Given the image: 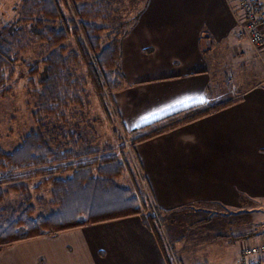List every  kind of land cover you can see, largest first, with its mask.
<instances>
[{
	"label": "crops",
	"instance_id": "obj_1",
	"mask_svg": "<svg viewBox=\"0 0 264 264\" xmlns=\"http://www.w3.org/2000/svg\"><path fill=\"white\" fill-rule=\"evenodd\" d=\"M111 1L122 18L134 12L123 21L115 16L125 32V84L114 104L127 133L192 106L232 102L136 142L133 153L149 204L165 219L173 264H237L242 242H264L257 228L225 232L231 214L264 209V52L235 33L232 0ZM176 209L190 216L183 231L193 237L175 233L182 230ZM5 250L6 264H168L144 214L22 240L0 254Z\"/></svg>",
	"mask_w": 264,
	"mask_h": 264
},
{
	"label": "trees",
	"instance_id": "obj_2",
	"mask_svg": "<svg viewBox=\"0 0 264 264\" xmlns=\"http://www.w3.org/2000/svg\"><path fill=\"white\" fill-rule=\"evenodd\" d=\"M16 25L0 26V103L16 87L17 61L37 45V58L29 68V86L42 66V79L31 110L36 123L12 150L0 144V251L16 242L115 218L144 214L164 250L173 258L156 222V208L146 207L120 180L127 163L111 148L80 150L70 134L64 146L54 148V138L42 118L64 125L71 106L88 105L84 64L96 93L102 88L120 89L125 84L119 62L121 36L111 0H19ZM106 35V36H105ZM105 36V38H104ZM232 102L204 108L196 105L133 129L132 145L181 124L196 120ZM30 108V107H29ZM42 117V118H41ZM37 180L36 184L33 182ZM51 186L50 199L34 198L32 189ZM9 193L21 197L6 203ZM142 202V203H140ZM37 205H36V204ZM37 206L41 212H37Z\"/></svg>",
	"mask_w": 264,
	"mask_h": 264
},
{
	"label": "rangeland",
	"instance_id": "obj_3",
	"mask_svg": "<svg viewBox=\"0 0 264 264\" xmlns=\"http://www.w3.org/2000/svg\"><path fill=\"white\" fill-rule=\"evenodd\" d=\"M131 1L134 2L135 0ZM18 4L19 0H0V26L3 24H9L12 26L16 25V19L18 18ZM131 11H133L132 8ZM133 13L134 12H130L128 15L132 16ZM116 15L119 16L121 21L129 17L127 15L125 18H122L123 16L120 17L117 12ZM124 27L126 26L123 25V28ZM33 48V50L24 55L22 60L17 61L15 90L13 91L12 95L6 96V98L0 103V144L7 151L12 150L16 145H18L22 136L26 134L33 125L36 126V123H33L32 121L31 110L34 108L33 105L36 101L34 95L38 90L41 89L38 83L42 79V66L41 64L38 66V72H36L32 78L33 86H29V68L37 58V53L39 51L37 45ZM79 74L82 75L84 79L86 78L87 81L85 84V92L88 97V105L86 104L84 109L71 106L67 113V122L64 125L55 124L53 121L41 117L42 123L44 125L46 124L45 130L54 138L55 142L53 143V147L55 149H61L64 146L63 142L61 141L68 140L70 137L65 136H70L71 134L73 137H75V140H79L81 152L86 150L101 151L103 149L111 148L120 160H123L127 163V171H125L123 174L120 184L122 186L130 187L135 193L139 192V199L141 198L145 200L146 207L152 209V206H150L148 201L145 184L140 178L139 167L135 161L132 145L133 138L130 137V134L122 128L115 109L114 95L118 89L108 90L104 87L101 90V94L98 95L91 77H89L87 74V68L84 64L81 66ZM37 182L38 181L35 180L33 184H36ZM50 190L51 186L49 183H47L42 185L37 190L32 189V195L34 198L42 197L45 200H49ZM20 199L21 197L19 195L9 193L8 197L6 198V203L16 205ZM41 211L42 210L37 206V212L39 213ZM194 216L195 215H192L191 219ZM172 217H176L178 220L181 219L182 223V230L178 229L175 231V233L181 235L187 234L184 236H194L195 231H183V224L185 221H187L188 217H190L189 215L186 217L182 209H176ZM162 220L165 221L164 217L163 219H160V214H157L156 222L161 230L162 235L164 236L165 232L163 230ZM228 221L230 223L229 229L228 231L225 230V232L229 233V235H237L248 227L251 228V230L257 228V232H261L264 230V209L254 210L249 215L235 212L229 216ZM244 221L248 222L246 223ZM210 232L211 231H208V233ZM222 232L223 228H220V233ZM192 240L194 239L191 238V241ZM171 243L172 242L170 241L168 244V249L170 254L175 259L177 256L174 253L175 250H173V244ZM242 243V245L252 244L251 241L247 242V244H244V242ZM237 247L238 245L234 246L233 244L232 248L229 249V252L226 253L225 258L229 262L231 261L233 249L235 250ZM7 253L8 251L5 250L0 254V264H6L3 261V256ZM212 257V260H216L217 258L216 255ZM14 264L19 263L16 262Z\"/></svg>",
	"mask_w": 264,
	"mask_h": 264
},
{
	"label": "built area",
	"instance_id": "obj_4",
	"mask_svg": "<svg viewBox=\"0 0 264 264\" xmlns=\"http://www.w3.org/2000/svg\"><path fill=\"white\" fill-rule=\"evenodd\" d=\"M236 34L247 37L257 53L264 52V4L260 0H232ZM237 264H264V242L242 247Z\"/></svg>",
	"mask_w": 264,
	"mask_h": 264
}]
</instances>
